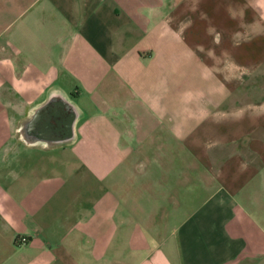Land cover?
I'll list each match as a JSON object with an SVG mask.
<instances>
[{
	"label": "crops",
	"instance_id": "0c3cea01",
	"mask_svg": "<svg viewBox=\"0 0 264 264\" xmlns=\"http://www.w3.org/2000/svg\"><path fill=\"white\" fill-rule=\"evenodd\" d=\"M0 264H264V0H0Z\"/></svg>",
	"mask_w": 264,
	"mask_h": 264
},
{
	"label": "water",
	"instance_id": "95a60500",
	"mask_svg": "<svg viewBox=\"0 0 264 264\" xmlns=\"http://www.w3.org/2000/svg\"><path fill=\"white\" fill-rule=\"evenodd\" d=\"M61 109H63V111L65 112L66 110V113H67V110L69 108V103L67 101H64L62 102V104H59ZM51 119L54 120L56 123H60V120L57 119V118H61L62 117V114H61V110H55L53 113H51L50 115ZM76 119V116H73V115H70V114H67V122L71 125H73L74 123V120Z\"/></svg>",
	"mask_w": 264,
	"mask_h": 264
},
{
	"label": "built area",
	"instance_id": "2783aa9c",
	"mask_svg": "<svg viewBox=\"0 0 264 264\" xmlns=\"http://www.w3.org/2000/svg\"><path fill=\"white\" fill-rule=\"evenodd\" d=\"M29 239L27 238V237H21L20 239H19V241L20 242H27Z\"/></svg>",
	"mask_w": 264,
	"mask_h": 264
},
{
	"label": "rangeland",
	"instance_id": "374dc122",
	"mask_svg": "<svg viewBox=\"0 0 264 264\" xmlns=\"http://www.w3.org/2000/svg\"><path fill=\"white\" fill-rule=\"evenodd\" d=\"M256 3L259 1V0H254ZM259 5H260V3H259ZM262 92H256V94H255V96H259L260 94H261Z\"/></svg>",
	"mask_w": 264,
	"mask_h": 264
}]
</instances>
